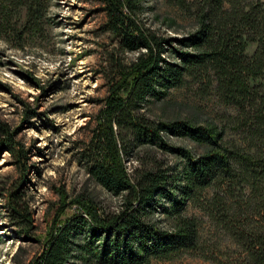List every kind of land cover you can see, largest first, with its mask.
<instances>
[{"label":"trees","instance_id":"obj_1","mask_svg":"<svg viewBox=\"0 0 264 264\" xmlns=\"http://www.w3.org/2000/svg\"><path fill=\"white\" fill-rule=\"evenodd\" d=\"M100 2L116 49L137 56L127 64L110 55L115 76L83 158L89 176L121 196L122 204L107 212L79 200L85 214H73L49 232L32 264H149L190 251L218 264H264V4L165 0L189 22L185 33L173 36L162 26L177 33L178 23L148 5L150 0ZM25 6L27 22L34 25L47 0H27ZM251 44L255 50L249 56ZM189 84H196L201 97L213 94L236 107L233 120L247 131L246 147L224 141L222 129L211 123L146 114L151 100ZM168 136L186 138L203 150L194 154L168 143ZM1 147L25 164L26 151L15 147L0 122ZM157 149L178 160L160 162L153 153ZM130 156L138 165L128 172L124 161ZM18 197L17 190L10 193L11 210L28 222ZM191 206L224 232L232 250L219 251V257L217 247L205 246L202 219L187 213Z\"/></svg>","mask_w":264,"mask_h":264},{"label":"rangeland","instance_id":"obj_2","mask_svg":"<svg viewBox=\"0 0 264 264\" xmlns=\"http://www.w3.org/2000/svg\"><path fill=\"white\" fill-rule=\"evenodd\" d=\"M26 2L0 0V122L27 156L25 164H19L14 153L0 148V264H32L49 232L73 214H85L81 199L107 212L120 209L122 197L95 183L83 153L115 76L110 55L127 64L137 56L116 49L115 39L105 31L100 0H47L41 21L34 25L27 22ZM149 4L178 23L177 33L164 26L162 31L173 36L185 33L189 22L176 7L165 0ZM146 17L150 22L151 15ZM254 50L255 45H249L247 54ZM196 87L184 85L170 90L163 100H151L146 114L153 119L211 123L222 129L224 141L246 147L247 131L233 120L236 107L213 94L201 97ZM167 141L194 154L203 150L186 138L168 136ZM153 153L167 165L178 160L177 155L158 149ZM135 159H125L128 172L138 165ZM14 190L23 207L18 210L26 213L28 222L11 210L9 195ZM187 213L202 219V240L205 246L217 247V256L233 249L200 208L191 206ZM149 264L218 263L190 251Z\"/></svg>","mask_w":264,"mask_h":264}]
</instances>
